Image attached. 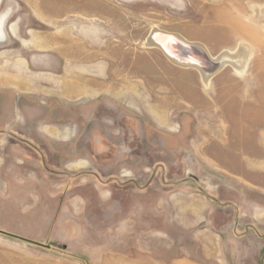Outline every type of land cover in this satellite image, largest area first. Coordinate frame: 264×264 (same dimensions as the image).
<instances>
[{"label": "rangeland", "instance_id": "obj_1", "mask_svg": "<svg viewBox=\"0 0 264 264\" xmlns=\"http://www.w3.org/2000/svg\"><path fill=\"white\" fill-rule=\"evenodd\" d=\"M0 264H264V0H0Z\"/></svg>", "mask_w": 264, "mask_h": 264}, {"label": "bare ground", "instance_id": "obj_2", "mask_svg": "<svg viewBox=\"0 0 264 264\" xmlns=\"http://www.w3.org/2000/svg\"><path fill=\"white\" fill-rule=\"evenodd\" d=\"M172 38H178L187 44L189 43V45L192 43L180 36H175L159 30H153L152 34L146 40L145 46L159 48L177 65L185 68L197 69L201 74L202 81L206 87L210 86L212 77L227 65L232 66L241 75L244 74L249 56L251 55V50L248 46L249 44L246 45L241 42L236 50H224L220 55L212 58V60H206L207 58L205 55H209V51L203 44L195 43L196 47L192 45V47L190 46V49L185 48L176 41H172ZM196 48L198 49L196 50ZM192 49L197 52H194ZM203 56H205V58Z\"/></svg>", "mask_w": 264, "mask_h": 264}, {"label": "water", "instance_id": "obj_3", "mask_svg": "<svg viewBox=\"0 0 264 264\" xmlns=\"http://www.w3.org/2000/svg\"><path fill=\"white\" fill-rule=\"evenodd\" d=\"M173 39V38H172ZM172 41H175V38L172 40ZM179 44H181V43H179ZM181 45H183L185 48H190L189 46H187V45H184V44H181ZM191 49V48H190Z\"/></svg>", "mask_w": 264, "mask_h": 264}, {"label": "crops", "instance_id": "obj_4", "mask_svg": "<svg viewBox=\"0 0 264 264\" xmlns=\"http://www.w3.org/2000/svg\"><path fill=\"white\" fill-rule=\"evenodd\" d=\"M209 51V50H208Z\"/></svg>", "mask_w": 264, "mask_h": 264}]
</instances>
